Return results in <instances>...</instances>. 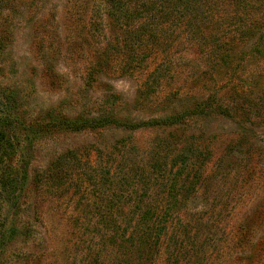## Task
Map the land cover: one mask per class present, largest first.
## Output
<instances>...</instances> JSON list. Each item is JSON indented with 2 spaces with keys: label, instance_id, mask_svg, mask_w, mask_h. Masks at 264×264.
<instances>
[{
  "label": "rangeland",
  "instance_id": "374dc122",
  "mask_svg": "<svg viewBox=\"0 0 264 264\" xmlns=\"http://www.w3.org/2000/svg\"><path fill=\"white\" fill-rule=\"evenodd\" d=\"M102 8L99 0H0V264H121L111 232L91 215L94 189L57 190L42 177L60 153L87 144L91 166L99 148L114 170L143 163L148 177L150 163L192 162L170 176L180 182L176 221L211 242L203 264H264L259 36L225 64L177 46L164 62L146 36L130 60L122 32L104 18V38L88 29ZM132 203L127 194L112 210L122 217Z\"/></svg>",
  "mask_w": 264,
  "mask_h": 264
},
{
  "label": "trees",
  "instance_id": "16d2710c",
  "mask_svg": "<svg viewBox=\"0 0 264 264\" xmlns=\"http://www.w3.org/2000/svg\"><path fill=\"white\" fill-rule=\"evenodd\" d=\"M99 1L103 10L98 12V19L91 17L88 29L93 35L97 33L104 38V18L106 25L109 23L112 29L122 32L123 38L120 36L118 42L131 53L130 60H136V46L142 45L143 36L157 39L162 54L166 52L162 56L164 62L172 58L168 55L172 46L207 52L217 65L225 64L232 50L256 35L264 48V0ZM262 98L264 92L257 97V102ZM2 125L0 122V141L4 139ZM171 147L176 149V146ZM92 150L87 144L60 153L42 177L52 179L57 190L69 186L77 191L82 189L81 192L94 189L96 208L91 215L111 232L109 240L122 255L120 263L154 264L162 249L166 254L163 264H203L208 256L206 247L211 242L205 238L198 243L194 238L197 232L190 230L188 224L176 221L181 201L177 200L180 182L177 177L170 176L172 170L181 172L180 166L188 171L192 162L175 155L173 160L169 159V164L168 161L150 163L148 174L154 177H148L143 163L118 164L114 170L112 163L104 161L106 154L99 148L94 150L98 164L91 166ZM137 176L142 180L140 187L133 184ZM148 183L156 186L149 190ZM187 187L191 189L193 183ZM127 194L133 200L132 207L119 217L112 210L113 205Z\"/></svg>",
  "mask_w": 264,
  "mask_h": 264
}]
</instances>
